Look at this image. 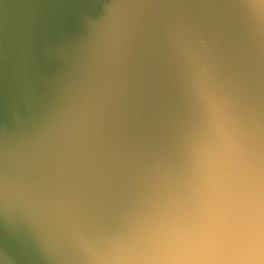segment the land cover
<instances>
[{"label": "water", "instance_id": "obj_1", "mask_svg": "<svg viewBox=\"0 0 264 264\" xmlns=\"http://www.w3.org/2000/svg\"><path fill=\"white\" fill-rule=\"evenodd\" d=\"M0 264H264V0H0Z\"/></svg>", "mask_w": 264, "mask_h": 264}]
</instances>
